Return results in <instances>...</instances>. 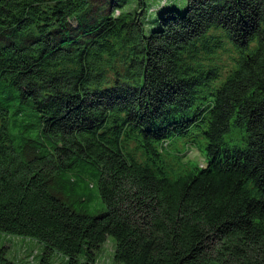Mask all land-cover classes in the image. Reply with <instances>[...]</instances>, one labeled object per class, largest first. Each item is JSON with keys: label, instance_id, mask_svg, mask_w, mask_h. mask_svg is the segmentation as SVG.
<instances>
[{"label": "trees", "instance_id": "1", "mask_svg": "<svg viewBox=\"0 0 264 264\" xmlns=\"http://www.w3.org/2000/svg\"><path fill=\"white\" fill-rule=\"evenodd\" d=\"M138 1L0 0V232L41 264H96L107 236L117 264H264V0H186L148 31ZM196 133L204 167L169 152Z\"/></svg>", "mask_w": 264, "mask_h": 264}, {"label": "rangeland", "instance_id": "2", "mask_svg": "<svg viewBox=\"0 0 264 264\" xmlns=\"http://www.w3.org/2000/svg\"><path fill=\"white\" fill-rule=\"evenodd\" d=\"M119 4L121 12H139L140 5L138 0H116ZM143 10L145 23H147L145 30L155 28L157 15L165 9H177L184 11L187 6L186 0H143ZM116 12L115 14H117ZM236 54L229 44H225L224 49L216 51L208 62L214 65H221V75L232 67ZM190 141V144L185 145L183 139H174L173 144L169 148V152L179 150L182 154L187 152L186 159L191 160V164L201 165L205 163L204 146L205 142L197 133L192 139H184ZM65 187H63V190ZM68 201L73 202L76 209L95 216L105 210L102 203L98 189L95 185H90V189H86L83 184L72 189L68 188L66 191ZM83 200L82 202H79ZM0 248H6V258L13 264H41V259L45 251V247L34 239L8 235L0 232ZM116 250V242L112 236H107L105 242L101 245L96 254V264H117L114 260ZM50 264H67V258L58 253L52 252L49 259Z\"/></svg>", "mask_w": 264, "mask_h": 264}]
</instances>
